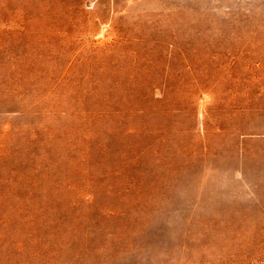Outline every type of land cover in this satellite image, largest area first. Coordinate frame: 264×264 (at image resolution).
<instances>
[{
    "label": "rangeland",
    "instance_id": "1",
    "mask_svg": "<svg viewBox=\"0 0 264 264\" xmlns=\"http://www.w3.org/2000/svg\"><path fill=\"white\" fill-rule=\"evenodd\" d=\"M0 264H264V0H0Z\"/></svg>",
    "mask_w": 264,
    "mask_h": 264
}]
</instances>
